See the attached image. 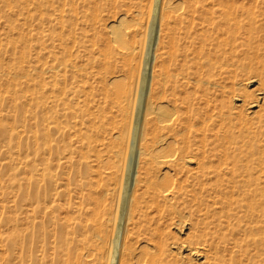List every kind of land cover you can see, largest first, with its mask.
I'll return each mask as SVG.
<instances>
[{
    "label": "rangeland",
    "instance_id": "obj_1",
    "mask_svg": "<svg viewBox=\"0 0 264 264\" xmlns=\"http://www.w3.org/2000/svg\"><path fill=\"white\" fill-rule=\"evenodd\" d=\"M21 1L22 2L28 1V2H23L22 4H20ZM35 1L37 4L35 3ZM47 1L48 0H6V1L0 0V127L1 126L5 127L4 130L0 128L1 130L0 131V162H5L8 164V166L4 168L2 171L0 169V258H1L0 264H33L35 263L34 262L35 260L42 262L45 260L47 261L49 258L53 256H66L69 253H71L67 249V246H69V244L72 242L71 238H74L76 242L74 241L72 243H74L75 246H77V248H75L74 251H72V256H75L77 253L81 252L79 250L78 240H80L82 236L79 233L76 232L69 233L68 235L69 240L67 239L68 241L67 243L69 244L67 246L63 243V240H65L64 238H60L56 243H54L52 235L49 234V231L52 228L51 220L54 216L57 217L59 216L62 222H66L67 221L66 219H68L69 221H67L66 223L71 225L73 221L77 220L75 217L82 219V221L84 219L85 221V219L90 218L94 214L93 212L95 211H100V213L105 212V210L104 211L101 210L102 209L101 207L100 208L97 207V205L94 204L95 202L93 200L94 198H98V196L100 198L103 192L102 194H98V192L96 191L98 194L97 195L96 192L95 193L92 192L93 191L92 189L90 193L91 195L92 194L94 196L96 195V197H94L91 200V198L93 197V195L90 196L89 194V190L91 187L86 186L87 191H85V189H82V193H84L83 194L84 196L82 195L83 199L80 198L82 197L80 196V194H82L81 190H79L78 187L75 185L77 179H79L77 176L78 172L76 170H78L77 169L78 163L82 160L81 158L82 153L80 152V150L85 152L88 145L100 144L103 138L106 139L104 140L105 142H108L107 140L114 139L112 137L115 136L112 135H116V134H117L116 137L117 139L115 138L114 140L116 143L118 142V140L119 142H121L120 140L122 139L123 141L125 140V143L127 142V145L123 144L124 142L120 143L123 145V147L122 145H120L122 147V148L120 147L121 150H123L124 148L123 151L121 150L120 151L121 152L125 151L124 154L122 153V155H124L123 156L124 158L122 159L123 161L121 160L124 163V165L121 161L118 162L119 160L117 159V167L119 164L118 174H120L121 178L123 179L120 178L121 179L120 181L118 178V181L120 182L118 184L119 187L117 188L119 189L120 192H118V195L116 196H118V198L121 196L122 199H124L123 197H125L126 201H131V200L134 201L136 199V205L138 202L142 200L143 201L139 203L140 205L138 204L137 206L136 205L132 206L136 208V210L135 209L132 210L133 212L132 211L129 212V210L132 207L126 209L127 210L126 211L124 209L125 207H123L121 203H119V205L117 204L118 206L113 205L112 207H110V210L106 209L105 213L107 214L105 215V217L107 218L111 217V219L114 218L115 220L116 217H118L119 219L117 218V221L120 222V225L122 224L121 227L123 226L124 228H126L128 225V228L126 229V234L129 236L126 235L125 237L127 238L126 240L123 237L120 236L118 237V234L115 233L117 232L115 231L116 229L114 230L113 233L110 234L109 241L107 240V242H102L101 240L97 241L98 239L94 238L96 237L94 235L95 233L94 228H93L94 231L91 230L92 229L91 228L89 229L90 233L88 230L84 234V235H88V234L92 235V239L94 240L95 244L96 243L98 244L101 241L102 243H100V245L98 244L99 246L102 245L101 247H103L104 245L103 243H106L104 247L106 246L110 247L108 248L110 249L108 250L110 252H112V249L115 248V246L118 243H120L122 240L121 242L122 247L126 246L125 247L126 249L124 248L126 251L128 250V246L130 247V249L128 250L130 251L129 252L130 256L128 255L129 254L128 252H124L127 253V255H125V258L123 256L124 259L122 258L120 261H116L117 258L114 256L115 254L108 252V254L110 253L111 255L108 256L106 255V252H102V254L104 253L103 255L100 252L96 255H89V257L91 258L88 257L89 260H86L87 264L89 262L90 264H95L94 262L91 261L96 260L95 262H97L98 257H100L101 260L103 256L104 259L105 257L106 259L101 263H99L100 261L98 259L99 264H106L107 261L109 262L111 260H112L111 263L113 264H122V263L142 264L144 262L150 263L148 262L149 260L148 261L146 260L149 258V255H151L150 257H152L153 255L156 256L159 253L158 240L160 242L161 239L163 245H165L163 247L168 250L175 249L173 247L174 245L173 242H176L177 244L180 240L182 241V243H178V244H183L185 246L189 244L183 243L184 240H186L185 242H189V243L191 241L189 247H193L194 244L197 245L199 241L203 242L206 240V242H210L213 245L212 244L208 245L205 242L203 243L199 242L198 245L202 244L201 246L206 245V247H210L212 245L211 246L212 248H214V246H218V248L222 252L221 254L224 253V255H226V253L225 251H223V249L226 246L232 247L233 242H235V240L243 245V249H246V246L244 245H246V241L248 240L249 236L251 238L250 233H252V235L254 234L255 236L258 235L255 234V232H248L246 229H244L246 224L247 225L249 224L248 226L250 227L252 225L256 226L260 230L259 234L261 235L262 232H264L262 230L264 228V195L251 196L243 193L242 191L248 188L247 184L244 183L241 184V192H239L238 194H236V192L234 194H231V192L228 191L231 189V185L228 184L226 192L222 194L223 198H220L221 193H219V191L215 190L214 193L213 192L214 190L210 188H208L210 192L208 191V189L205 192H201L200 188L202 187L203 184L202 182H204L203 187L205 188L210 187L209 185L213 183L214 176H216L217 174V172H215L217 171V167L218 170L221 168L220 166H222L223 168V166L226 165L225 163L229 161V159L223 158L219 155V152L217 153L218 148H220V146L224 148L227 145V143L221 142L222 143L221 144L220 141L218 140L214 141L213 137L209 136L207 138L210 144V145L208 144L207 146L208 157L205 158L202 155V152L201 154H199L200 152L199 149L197 150V148L201 149L202 147L200 146H202L203 145L202 143H204L202 140L203 135H201L203 133L202 132L203 130L201 131L200 134V130L202 128L204 129V125L205 126L207 124L211 125L210 122H213L212 126L218 128L220 121L214 120L216 118L212 119L210 115L215 113L216 110H218L219 108H221L219 109V111L220 110L236 111L241 109L240 111H241L242 119L244 121L246 120L248 125H254L255 124L254 122H256L258 119L256 114L251 112V110L256 109V107L251 109L247 108L248 101L244 99L238 100L239 98H235V100L237 99L238 101L232 100L234 99L232 97L238 92H242L243 89L246 92L253 91L256 87V83L254 82V83L243 84L247 80L244 76L245 75L247 76L248 74L245 73L244 70L240 68L241 65H239L237 61L227 60L226 58L230 59V57L238 55V59L241 60L244 59L242 62H244L245 64L246 62L248 63L249 61H250L249 63L254 64V65L252 64L253 66H257L258 63L259 65H262V63L264 64V58L263 60L261 59L259 62L257 60L258 57L256 58L254 53L258 48L262 47L263 45V41L261 38L259 39V41L256 39L262 33L261 31L256 32L257 33L256 38H254V40L252 41L251 43L252 45L250 44V46H244V47L239 45V42H242L246 37L247 30H249L247 29L248 26L247 23L245 22L246 21L245 16L244 15L239 16L240 11H242V8L239 6H243L247 9L252 8L253 11L256 10V12H258L256 19L257 21H259L260 23L262 22L263 24L264 16L261 15V13L259 14V12L262 11L261 9H264L262 8V6H264V4H262L263 3L262 0H260L259 2L257 0L256 1L255 0H165L167 1L166 2L167 5L165 4L164 0H93L95 1L94 2L95 4L93 3L92 0H68L66 3H62V4L56 2L48 4L50 0L48 2ZM230 2L234 7L232 10L229 8L230 11L235 13L238 7L241 8L240 11L238 9L239 12L237 15V21H241V23L243 22L242 29L245 31L243 32V30L241 29L240 34H238L240 38L237 40L238 42L237 48L231 45L230 42L231 40L230 41L228 40L227 38L228 35L226 33V30L223 29L224 28L223 26H220L218 30H212L211 28H209L211 26L210 22L214 24L218 23L220 25H222L225 22L226 15L224 16V13L220 14L221 13L220 11H222L223 9H224L223 12L227 10L228 7L231 6ZM255 2H257L258 4H255ZM25 4L27 7L25 6ZM22 6L24 8H21ZM58 6L59 8L61 7V9L64 10L63 17L59 19L57 18L59 11L56 9V7ZM259 6H261V9L259 8ZM208 9H212V14L215 13L214 17L213 15H211V11ZM217 9H219V11ZM112 15H114V18ZM154 16L156 17L154 18ZM192 17H194L193 20L191 19ZM117 18H121L122 20L121 24L115 26L116 31L119 32V34L116 32L119 44H115L112 42L111 34L109 30L106 28L108 24H110V22L116 20ZM211 18L213 19V21H210L212 20ZM207 21L210 22L208 23ZM168 22H170V24ZM190 22L192 25L194 24L192 26L193 29L190 28L191 27ZM200 23H202L201 24L202 26L200 25ZM207 23L209 26H207ZM195 26L202 28L200 29L197 27L194 28ZM166 27L169 29V33L166 32L168 31ZM118 29L121 31H118ZM220 31L222 34L219 33ZM152 32L153 35L151 34ZM157 32L161 34L160 38ZM187 32L189 33L186 36ZM150 34L152 38L149 37ZM119 35L120 37H118ZM120 40L123 42H121ZM226 41H228L227 44ZM124 42H127L128 44ZM124 46L129 47L128 50ZM131 46L135 48L134 50L135 52L133 51ZM208 46L211 49L210 53L206 52L209 49ZM122 48H124V50ZM120 49L122 50L120 51L121 54L119 53ZM107 50L109 51V54L106 56L103 53L108 52ZM213 51H217V52H213ZM22 52L24 54L23 57L20 56L22 55ZM49 52H51L52 54L51 53L49 54ZM131 52L132 54L133 53L134 54L130 55ZM211 52H213V54ZM215 53L217 54V56L215 55ZM221 60L223 62H221ZM222 63L223 65H225L224 67H227L226 64H228V68L234 67L233 68L234 70L235 68L238 69L239 70L237 71L238 74L237 75L235 74L234 76L233 74L234 72H233L232 74H229V76L227 75L228 76L227 77L225 75H218V72L216 71L213 75L214 77L211 78L212 80H214L215 83H212L211 85L206 83L203 87L202 84H200L201 80L199 81V79H203V81L205 82L204 78L209 75L207 72H209L212 75L213 73H211L210 71H213V67L218 64L220 65ZM126 64L132 65V69H129L128 65L126 66ZM51 65L57 67L56 69L53 70L54 72H56L57 75L55 79L49 77L50 75L49 70L51 68ZM148 67L150 69H148ZM161 67L162 68L170 67L171 70H173V75H174L173 79L169 81L168 78L167 81L165 80L167 79V77L166 78L163 77V75L159 74L158 72V74L161 75L159 76L157 74V70L161 69ZM125 68L128 72L125 71ZM127 68L130 71H132L130 73L131 76L130 74H128L129 70ZM145 69H148L149 73H151V75L156 77L148 83V86H147L148 78H146V80L142 82L143 84H141V81L139 82L137 81L140 80L141 78L143 79V76L141 75H143L146 72ZM135 75H137V77ZM200 75H202L203 78ZM128 76L130 77L134 76L133 78L134 80H136L137 78L136 82L138 83L134 84L133 86L134 91L131 89L130 91L128 90V85H127L128 81L133 80ZM231 77L234 78L237 77L236 79L238 80H235ZM262 77L264 78V75ZM128 78L129 80H127ZM217 78L219 79L220 82L218 81ZM244 79L246 80L244 81ZM170 82L175 83V85L177 86V90H173L172 88L173 84H171ZM116 83H119L118 86L116 85ZM197 83L200 85H197ZM124 84L126 85V87H124ZM78 85L85 86L86 91L88 93L84 94L83 92H78V91L74 92V87ZM115 85L117 88H119V90L116 89ZM60 86L64 87L65 91L69 95L65 96L64 93L62 92L60 93L59 92V89L61 88ZM91 86L93 87L92 90L90 88ZM137 86L139 87L141 86V88ZM222 86L224 90L225 88L227 90L224 91L223 89H221ZM123 87L127 88V90L124 89ZM200 87L201 90L203 91L199 89ZM231 88L232 90L228 91V89ZM233 88H236V90L239 91H236L237 92L236 93L234 89L235 93L231 92L233 91ZM51 89L55 91L50 92L52 91ZM124 90L126 91L124 92ZM141 90H144V92H141ZM131 91L133 92L130 93ZM117 92H119L121 95L124 94L123 97L119 94V96L122 97L121 100L119 96L117 97V95H114ZM205 93L208 94L209 98L205 96ZM125 94H128V98L132 99V102L128 106L125 104L126 102L124 100V97L126 96ZM137 94L139 95V97L137 96ZM144 94H146L145 99H143ZM140 95L142 96L140 97ZM159 96L162 97L164 96L165 98H167L168 103H164V104L159 103L157 100ZM136 97L138 98V100ZM174 97L175 99L176 98L177 99L175 100ZM205 97L208 99H212L213 97L216 99V101L214 103L209 102ZM128 98L126 97L125 99ZM133 98H135V100H133ZM112 99L113 101H115L114 103L112 102ZM139 100L141 101L144 100V101H142L141 103V101L139 102ZM172 100L174 102H177L178 106L177 103L174 104ZM204 100L207 102H205ZM116 101L118 104L119 103L120 104L118 105ZM217 102L219 104L215 106V103ZM123 104L126 105L125 109L124 106L123 108L119 107ZM231 104L233 106L239 104L241 107L237 106V109H232ZM243 104L244 106H242ZM180 105L181 108L178 111ZM211 105L212 107H210ZM223 105L225 106V108L223 107ZM42 106H44L45 109ZM182 107L184 109H182ZM210 108L211 109L214 108V112L212 111L213 110L212 109L211 110L212 113H210ZM174 110L176 111L174 112ZM88 112L89 115L86 114ZM262 112L263 110L261 111V113ZM144 114H147V117H145L146 115ZM208 116L210 117L211 120L209 119ZM93 117L94 119H92ZM72 120H74V122L77 123L79 122L78 124L80 126L79 125L74 126V122ZM142 123L144 124L142 125ZM46 124L50 126V129L52 127H55L54 132L48 131L49 132L48 133L46 129L47 128ZM135 126L136 127L140 126V127H137L136 129ZM78 127L81 129L80 133L77 129ZM57 128H59V131L56 130ZM117 128L119 129L117 130ZM120 131H121V135H120ZM154 132L158 133L159 135H157ZM209 133L210 132H208V135ZM153 134L160 137L162 141L159 140L157 142V140L155 139L156 141L155 142L153 138ZM197 134H199L200 136H198ZM127 137L131 139V140L129 139L130 142L133 141V139L135 141L139 140L140 142L141 141L146 142L150 146L149 149L154 152V155L157 154V153L155 154V151L158 152L159 156L158 154L156 155L155 164L152 165L153 166L152 168L150 167L149 164L146 166L147 164L146 159H148L147 157H149L150 150L143 148L141 151L142 154L140 153L141 156L138 155L137 157L139 156L140 157L137 158L136 160L135 157L136 155L131 151V148H128L129 140ZM249 137L254 140H261L264 139V134L258 135L256 133L255 137H253L252 135H248V136L243 135L242 138L241 137L236 138L240 142L239 143L240 146L246 149H250V152H252L251 156H249L250 158H257L259 157V151L262 150V147L258 148L257 151L255 150V145H253L252 148H250L245 142L249 139ZM159 142H161L160 145H158ZM261 143H264V141H261ZM47 145L48 147H46ZM158 147L160 148V150L158 149ZM195 150H197L198 153L195 152ZM160 151H164V152L160 153ZM162 153L166 155L163 156ZM67 157L70 158L68 159ZM158 157H162V158H160V160L158 161L157 160ZM124 160L127 161L125 162ZM133 160L136 161V164L135 162L132 163ZM193 161L195 162L193 163ZM143 162L145 164H143ZM190 163L193 165L191 166ZM125 164L128 170L124 169ZM127 165H130L134 169V170L132 169L131 171L132 173L131 172L129 173L130 168ZM210 167H216V169L214 168L213 170V168L211 169ZM120 169L121 171H119ZM187 169H189L190 171ZM200 169L201 171L199 173ZM88 170L89 169H87V174L85 175L82 174L83 178L80 179L87 180L89 179L91 174H94L91 169L90 170L92 172ZM191 171L193 172L194 175H196L197 173L199 174V176L201 177V178L198 177L200 181H198V178L195 179ZM206 171L208 172L211 171L210 172L211 174ZM189 172H191V175ZM203 172H206L205 174L208 173L207 176L209 175L211 176H209L208 178L204 174L205 176V180H204V176L202 175ZM122 173L126 175H122ZM13 174H17V178H16L17 181L11 180ZM192 175L194 180H192L193 179ZM85 176L87 178H84ZM125 176L126 178L124 179ZM130 176L131 177L134 176L135 179L133 180V177L131 178ZM186 176L189 178L187 179ZM71 178L74 179L72 180ZM137 179L139 184L136 183ZM182 181L184 182L182 183ZM190 181L193 183H191ZM205 181L207 182L206 183L207 185L205 184ZM189 184H190V188H187L189 187ZM194 184L198 185L200 191L199 193H202V196L205 197V200L200 202V204H199V200L201 198L204 199V197H200L199 193H198L199 195L196 196L197 201L196 198L194 199L193 196H191L192 199L190 198V195H192V193L189 190L193 187L196 188ZM129 185H131V187H136L137 189L135 188L129 189L130 188L128 187ZM185 185L188 186L184 189ZM110 186L111 189L113 190V188L116 185L111 184L109 185V188ZM53 188H55V190H53ZM161 188L163 191L165 189L164 192H168L165 193L167 194L166 196L162 190L160 191ZM180 188L181 189L183 188L184 192L186 190L185 194ZM198 188H196L197 192H198ZM174 189H175V194H174ZM180 190L182 194L181 192H178L177 194L178 196L184 194L183 196L185 197L183 198H185L184 199L185 201L183 200L182 196L179 197L177 196L178 199L177 197H174V195H177L176 192ZM55 191L59 193L54 195ZM83 191L86 192V195L85 192ZM159 191L162 193H158ZM16 192L18 197L17 199L18 210L16 209L17 212L16 211L15 212L17 214L14 213L15 209L14 207H12L14 205L13 200ZM206 192L207 194L210 193L211 195L210 194L207 195ZM51 193H53L52 197L50 195ZM106 193L107 191H105L104 194ZM159 194H163V195H159ZM32 195H35L36 198L31 199ZM218 195L219 197H217ZM167 196L168 197L172 196L171 198L172 200H170V197L166 198L167 200L164 199ZM211 196H215V197L211 198ZM214 198L216 199V201ZM107 199H106L107 202L105 201V203L110 204L111 203L110 196L107 197ZM187 199L188 201H186ZM224 199L226 200L232 199L234 204H232L231 206H224L223 204H218V203H222V200ZM32 200L33 201L38 200L39 209H37V211L36 210L34 211L36 203H32L33 202ZM83 200L85 204H87L86 201H88L89 206L83 204L84 209H81L82 208L81 202ZM180 200L183 202H181ZM189 200H193V201H189ZM178 201L181 202L179 205H178L179 203ZM185 202L189 204H186ZM194 202L197 205V206L195 205L196 207L194 206L195 204ZM205 202L206 204L208 203L209 208L205 206ZM53 203L59 206L54 211L52 210V208H50ZM183 203H185V209H187L188 207L187 209L188 211L191 210L190 208L193 205V207H195L194 209L192 208L191 210L193 212L192 213H190L191 211L187 212L184 209V206L182 207V205H184ZM244 203L251 204V206L254 207V209L256 210L253 211L248 210V208L242 206V204L244 205ZM212 204H215V207L216 206L217 207L215 208L214 205ZM220 205L224 207L222 208V206ZM114 206L117 207L118 209L120 208L119 212L120 211L123 212L124 210L123 213L125 214V216L122 212H120L123 214L124 218H122L123 216L120 213H118V209L115 208L114 210ZM140 206H142L143 209ZM199 206H201V208L198 209ZM92 207L98 210L88 209ZM205 208L207 209V212L208 209H214V210H210L209 211L210 213L208 212L209 214L208 215L207 212L204 213ZM111 209L112 211L114 210L113 212H115V214L113 212L110 213ZM195 209L196 210L198 209V211L196 212ZM200 209L202 210L204 209V210L202 211ZM80 210H82V212L85 210L84 212L87 213V215L90 212L93 214L90 213V215L87 216L83 212L82 216L84 215L87 218H84L82 216L80 218V212H79ZM143 210L146 211L145 213L146 215L144 216H142L143 212L141 213L138 212ZM131 212L133 216L135 215L137 216V217L135 216V219L131 215ZM202 212L203 214H201ZM15 214L17 215L16 234H18L17 235L18 242L14 247V249L8 250L5 244L7 239H11L13 237L14 224H15L13 221L14 219L13 217L15 216ZM113 214L114 216L112 217ZM137 214H140L142 219L146 217L144 220L148 221L149 223L142 220L139 217L140 215ZM200 214L201 216H198ZM147 215L148 216L150 215L149 218ZM126 216L128 217L127 220H126L127 218ZM202 216L205 217L203 218ZM120 217L123 220H121ZM153 217L154 219H152ZM175 217L176 219L174 221ZM11 218L13 222L11 221ZM170 218L173 219V223L172 221L170 222L171 220ZM198 218L199 221L197 222ZM227 219L228 221H230L229 223H227L228 222ZM141 220L142 223L144 222L143 223L144 225L140 223ZM135 221H137V223ZM176 221L177 224H179L178 222L180 221L181 222L184 221V223L180 222L179 224L180 228H183L182 226L183 224L184 229L178 228L179 226L176 223L174 225V222ZM130 222H133V224ZM169 222L172 223L173 225L171 226V224H168ZM204 222H206V224H204ZM33 224L35 225L34 228L32 227ZM135 224H140L141 226L140 225L135 226ZM216 224L217 227H215ZM133 225L137 228H134ZM206 225H208L209 227L207 228ZM108 226L109 229L110 227L113 228V225L111 223L108 224ZM219 226L224 228L223 229L218 228ZM203 227L204 229L205 228L206 229L205 230L202 229ZM213 227H215L217 231ZM133 229H134V233L131 236L130 234L132 232L130 231L131 230L133 231ZM149 229L151 231L154 229H156L157 231L159 230V232L157 233L160 234L165 233L166 237H168L166 239L167 240L169 239L168 242L172 244H167L166 243L167 240H165L164 236L157 240L156 237L158 235L154 236L153 234V232H155L156 230L151 232ZM176 229L177 230L179 229L178 230L179 232ZM127 231L130 233H128ZM208 231H211L212 233L210 232V234L207 237ZM181 232H182V236L184 234V236L189 240L180 238L178 241L177 239L178 237H181L180 234ZM199 232H202L201 233L202 235ZM151 233L153 234V236ZM115 234L116 236L114 237L113 235ZM135 234L136 235L138 234V236H136ZM140 235L142 236V239L145 237L144 238L145 240L138 239L139 237L141 238ZM198 235H200L201 237ZM261 235H258V237L264 238V235L263 236ZM130 236L132 237V239L129 240V238H131ZM184 236L182 238H185ZM196 236L200 237L201 240L199 239L197 240L198 241L197 242ZM159 237L160 236H158V238ZM174 237H175V241L172 242L171 239L173 238L174 240ZM208 238L212 239V242ZM117 240L119 242L117 244H114V242ZM142 241L143 243H141L140 246L139 245L140 243L138 242H142ZM153 241H157L158 244L157 243L156 244L158 247L155 246L156 244ZM124 243L127 244L129 243L134 247L137 246V248H139L140 250L134 248L133 252L137 251L136 252L137 254L136 253L134 254L131 250V248L133 247H131L129 244L127 245ZM150 243L153 244V248ZM171 245L172 247L171 249H169ZM212 248H210L211 250L210 252L214 251L212 250ZM233 250L235 249L233 248ZM236 253L238 254L237 256H234L235 258L240 257L243 259V257L239 256L240 254L239 252ZM133 254L136 257H134ZM231 255L233 256L234 253H231ZM131 256L133 259L130 258ZM224 257L227 260L229 258L228 255ZM126 258H128V260H126ZM244 262L245 261H242V264H246ZM231 263L238 264L239 261L233 260Z\"/></svg>",
    "mask_w": 264,
    "mask_h": 264
},
{
    "label": "bare ground",
    "instance_id": "obj_2",
    "mask_svg": "<svg viewBox=\"0 0 264 264\" xmlns=\"http://www.w3.org/2000/svg\"><path fill=\"white\" fill-rule=\"evenodd\" d=\"M6 1V0H5ZM49 1V0H48ZM47 1V2H48ZM68 0H50L49 2H48V4L49 3H66ZM93 1V0H92ZM165 1V0H164ZM256 1V0H255ZM258 2L260 1V0H257ZM23 2H28V1H23ZM22 1H21V3L20 4H22L23 3ZM95 1H93V3H94ZM167 1H165V4L167 5V3H166ZM262 4H264V0H262ZM9 3V2H8ZM35 3H36V1H35ZM69 3V2H68ZM227 3V2H226ZM229 3V2H228ZM231 3V2H230ZM37 4V3H36ZM95 4V3H94ZM234 4V3H233ZM255 4H258L257 2H255ZM41 5V4H40ZM42 5H43V3H42ZM237 5V4H236ZM20 6V5H19ZM23 6H24V4H23ZM21 7V8H24V7ZM25 6H26V4H25ZM72 6V5H71ZM70 6V7H71ZM75 6V5H74ZM181 6V5H180ZM231 6H232V3H231ZM231 6L230 7H228V9L227 10H225L224 12H223V10L222 11H220L221 13L220 14H222V13H224V16L226 17L225 18V22L222 24V25H220V24H214V23H211L210 21H213V17H214V14H212V9H208V10H210L211 11V15H213V17L211 18L212 20H210L209 22H210V27L209 28H211L212 30H218L219 28H220V26H223L224 28L223 29H225L226 30V33H227V35H228V40L231 42V45H233L235 48H237L238 47V42H237V40L240 38L239 37V35L238 34H240V31H241V29H242V23H241V21H237V15H238V12L240 11V9L242 8V11H240V13H239V16L240 15H244L245 16V19H246V23H247V26H248V28L247 29H249V30H247V32H246V37L244 38V40L242 41V42H239V45L240 46H250V44L252 43V41L254 40V38H256V32H258V31H261L262 33L260 34V36L259 37H257L256 39L259 41V39L261 38L262 39V41H263V45H262V47H260V48H258L254 53H255V57L257 58V60L260 62V60L262 59L263 60V58H264V23L262 24V22L260 23L259 21H257V15H258V12H256V10H254L253 11V9L251 10V9H247V8H245V7H243V6H239V7H241V8H237V10L235 11V13L234 12H232V11H230L229 10V8L232 10L234 7L232 6V8H231ZM238 6V5H237ZM236 6V7H237ZM27 7V6H26ZM43 7V6H42ZM64 7V6H63ZM73 7V6H72ZM235 7V8H236ZM202 8V7H201ZM205 8V7H204ZM258 8V7H257ZM259 8L261 9V6H259ZM262 8H264V6H262ZM56 9L59 11V13H58V16H57V18L59 19V18H62L63 17V15H64V13H63V11L64 10H62L61 9V7L59 8V6L58 7H56ZM238 9H239V11H238ZM96 10V9H95ZM207 10V11H208ZM218 11H219V9H217ZM229 10V11H228ZM235 10V9H234ZM233 10V11H234ZM262 11H260L259 12V14L261 13V15H263L264 16V9H261ZM30 11V10H29ZM54 11H56V10H54ZM226 11H227V13H226ZM21 12H22V10H21ZM27 12V11H26ZM196 12H197V10H196ZM209 12V11H208ZM215 12V11H214ZM217 13V12H216ZM126 14V13H125ZM155 14V13H154ZM153 14V15H154ZM96 15V14H95ZM117 15V14H116ZM152 15V16H153ZM113 16V18H114V15H112ZM243 16V17H244ZM156 16H154V18H155ZM222 17V16H221ZM176 18H178V17H176ZM193 18L194 17H192L191 19L193 20ZM196 18V17H195ZM54 19V18H53ZM76 19V18H75ZM151 19V18H150ZM222 19V18H221ZM261 19V18H260ZM259 19V20H260ZM48 20V19H47ZM56 20V19H55ZM152 20V19H151ZM150 20V21H151ZM183 20V19H182ZM186 20V19H185ZM187 20H188V18H187ZM191 20V21H192ZM121 18H117L116 20H113L112 22H110V24H108V26L106 27L108 30H109V32H110V34H111V40H112V42L113 43H115V44H119L118 43V39H117V34H116V29H115V26L116 25H119V24H121ZM179 21H181V20H179ZM189 21H190V19H189ZM152 22V21H151ZM184 22V21H183ZM208 22V21H207ZM208 22V23H209ZM169 24H170V22H168ZM193 23H194V21H193ZM208 23H207V26H209L208 25ZM202 23H200V25H201ZM166 25V24H165ZM190 25H191V27L190 28H192V26L194 25H192L191 24V22H190ZM197 25V24H196ZM205 25V24H204ZM202 26V25H201ZM197 26H195L194 28H196ZM243 27H245V26H243ZM61 28V27H60ZM167 28V27H166ZM197 28H202V27H197ZM162 29V28H161ZM168 29V28H167ZM193 29V28H192ZM210 29V30H211ZM152 30V29H151ZM196 30V29H195ZM202 30V29H201ZM243 30V29H242ZM118 31H121V30H119L118 29ZM123 31V30H122ZM153 31V30H152ZM190 31H191V29H190ZM189 31V32H190ZM149 32H151V31H149ZM167 33H169V29H168V31H166ZM165 32V33H166ZM189 32H187V34H186V36L188 35V33ZM201 32V31H200ZM208 32V31H207ZM243 32H245L244 30H243ZM243 32H241V33H243ZM118 34H119V32H117ZM171 33V32H170ZM173 33V32H172ZM186 33V32H185ZM219 33H221V31L219 32ZM225 33V34H226ZM152 35H153V32L151 33ZM151 34H150V36L149 37H151ZM157 34H159L158 36H159V38H160V36H161V34L159 33V32H157ZM174 34V33H173ZM222 34V33H221ZM220 34V35H221ZM168 35V34H167ZM171 35V34H170ZM215 35H217V34H215ZM156 36V35H155ZM157 36V37H158ZM222 36V35H221ZM241 36V35H240ZM242 36H244V35H242ZM59 37V36H58ZM118 37H120V35L118 36ZM60 38V37H59ZM152 38V37H151ZM150 38V39H151ZM155 39V38H154ZM121 40H123V39H121ZM120 40V41H121ZM156 40V39H155ZM216 40V39H215ZM225 40V39H224ZM206 41H208V40H206ZM108 42V41H107ZM121 42H123V41H121ZM70 43V42H69ZM124 43H126V44H128L127 42H124ZM218 43V42H217ZM228 43V41H226V44ZM109 44V43H108ZM114 44V45H115ZM107 45V44H106ZM125 45V44H124ZM218 45V44H217ZM252 45V44H251ZM116 46V45H115ZM255 46V45H254ZM124 47H126L127 48V50H128V48L129 47H127V46H124ZM132 47V46H131ZM209 47V46H208ZM230 47H232V46H230ZM233 47V48H234ZM243 47H241V48H243ZM240 48V49H241ZM246 48V47H245ZM123 50H124V48H122ZM132 49H133V51L135 50V48L134 47H132ZM208 49V48H207ZM248 49H250V48H248ZM102 50V49H101ZM126 50V51H127ZM130 50V49H129ZM49 51V50H48ZM108 51V50H107ZM114 51V50H113ZM120 51H122L121 49L119 50V53L121 54V52ZM131 51V50H130ZM129 51V52H130ZM132 51V52H133ZM210 51H211V49H210V47H209V49H208V51H206V52H209L210 53ZM247 51H250V50H247ZM100 52V51H99ZM132 52L130 53V55L132 54ZM135 52V51H134ZM213 52H217V51H213ZM213 52H211L212 54H213ZM51 52H49V54H50ZM225 53V52H224ZM21 54V53H20ZM52 54V53H51ZM69 54V53H68ZM104 55H108L109 54V51L108 52H104L103 53ZM134 54V53H133ZM132 54V55H133ZM160 54V53H159ZM240 54V53H239ZM248 54V53H247ZM246 54V55H247ZM215 55L217 56V54L215 53ZM214 55V56H215ZM221 55V54H220ZM220 55H218V56H220ZM224 55V54H223ZM21 57H23L24 56V54H23V52H22V55H20ZM105 56V57H106ZM123 57H125V56H123ZM153 57V56H152ZM227 57V56H226ZM222 58H224V57H222ZM253 58H254V56H253ZM124 59V58H123ZM122 59V60H123ZM227 60H231V61H237V63H239V65H241L240 66V68L241 69H243L244 70V72L245 73H247L248 75V77L245 75L244 77L247 79H244V81H245V83H243V84H247V83H256V87H255V89L253 90V91H251V92H246L244 89H243V91L242 92H236V91H239V90H236V88H233V91H231V92H234V89H235V92L238 94H235L234 95V93H233V97L232 98H234V99H232V100H234V101H236L235 100V98H239L238 100H240V99H244V100H246V101H248V106H247V108L248 109H251V108H254V107H256V109H252L251 110V112L252 113H255L256 114V116H257V121L256 122H254L255 124L254 125H248V123H247V121L245 120H243L242 119V115H241V109L240 110H236V111H219V109H221V108H219L218 110H216V112L215 113H213L212 115H210L211 117H212V119L213 118H216V119H214V120H216V121H220L219 122V126H218V128H215L214 126H212L213 124V122H210L211 123V125L210 124H207L206 126L204 125V129L202 128L201 130H200V134H201V131L203 132L201 135H203L202 136V140H203V142L204 143H202V144H200V145H202V146H200V147H202L201 149L200 148H197V150L199 149V154H201V152H202V155L206 158V157H208V144H209V141H208V137L210 136V137H213L214 138V141L215 140H218V141H220V143L221 142H226L227 143V145L223 148L222 146H220V148H218V150H217V153L219 152V155L221 156V157H223V158H228L229 159V161H227L225 164L226 165H224L223 166V168H222V166H220L219 168V170H218V167H217V171H215V172H217V174H216V176H214V180H213V183L212 184H210L209 186L210 187H207L206 185V181H205V186L207 187V188H205V187H203V184H204V182H202L203 184H202V187L201 186H199V187H201L200 189V191L201 192H205L208 188H210V189H212V190H214L213 192L215 193V190L216 191H219V193H221V196H220V198H223V196H222V194H224V192H226V190H227V187H228V184H230L231 185V189L230 190H228V191H230L231 192V194H234L235 192H236V194H238L239 192H241V184L242 183H244V184H247V186H248V188H246L245 190H243L242 192L243 193H245V194H248V195H251V196H257V195H264V143H261V141H264V139H261V140H254V139H251L250 137H249V139L247 140V141H245L246 142V144L250 147V148H252V146L253 145H255V150L257 151L258 150V148H260V147H262V150H260L259 151V157H257V158H250L249 156H251V154H252V152H250V149H246V148H243L242 146H240L239 145V141L236 139L237 137L239 138V137H241L242 138V136L243 135H245V136H248V135H252L253 137H255V135H256V133L258 134V135H262V134H264V78L262 77L263 75H264V64L262 63V65H259V63H258V65L257 66H253L251 63H247L246 61V64L244 63V62H242L243 60H241V59H238V55H235V56H232V57H230V59H228V58H226ZM22 60V59H21ZM226 60V61H227ZM257 60H256V62H257ZM104 62V61H103ZM221 62H223L222 60H221ZM230 62V61H229ZM103 64V63H102ZM53 65V64H52ZM51 65V68H50V70H49V72H50V75H49V77H52L53 79H55L56 77H57V75H56V72H54L53 70L54 69H56L57 67H55V66H52ZM128 65V67H129V69H132V65H129V64H126V66ZM227 65V67H224L225 65H223V63L222 64H218V65H216V66H214L213 67V71H210L211 73H213L212 75L209 73V72H207L209 75L208 76H206L205 78H204V80H205V82L203 81V79H199V81L201 80V82H200V84H202V86L204 87V85L207 83V84H212V83H215L214 82V80H212L211 78H213L214 76V73L217 71L218 72V75H225V76H229V74H232L233 72V74H234V76H235V74L237 75L238 74V72L237 71H239L238 69H236L235 68V70L233 69V68H228V64H226ZM49 66V65H48ZM75 66V65H74ZM146 66V65H145ZM150 67V66H149ZM148 67V69H150ZM237 67V66H236ZM123 68V67H122ZM146 68V67H145ZM238 68V67H237ZM128 69V68H127ZM128 69V70H129ZM148 69H145V71L147 72L148 71ZM152 69V68H151ZM216 69V70H215ZM62 70V69H61ZM209 70V69H208ZM215 70V71H214ZM111 71H112V69H111ZM125 71H127L126 70V68H125ZM138 71V70H137ZM142 71V70H141ZM143 71H144V69H143ZM128 72V71H127ZM132 71H130L129 70V73L128 74H130ZM145 72V73H146ZM153 72H156V71H153ZM158 72H159V74H161V75H163V77H167V79H165V80H167L168 81V78H169V81L171 80V79H173V77H174V75H173V70H171V68L170 67H168V68H166V67H161V69H158L157 70V74H158ZM206 72V71H205ZM204 72V73H205ZM126 73V72H125ZM144 73V74H145ZM148 73V74H147ZM145 75L143 74V75H141V76H143V79L141 80H137V78H136V80L139 82V81H141V84H143L142 82H144L145 80H146V78H148V80H147V86H148V83L150 82V81H152L154 78H156V77H154L153 75H151V73H149V71L147 72ZM244 73V74H245ZM23 74V73H22ZM110 74V73H109ZM138 74V73H137ZM155 74V73H154ZM158 74V75H159ZM201 74H203V73H201ZM263 74V75H262ZM127 75V74H126ZM133 75V74H132ZM139 75V74H138ZM156 75V74H155ZM161 75H159V76H161ZM205 75V74H204ZM242 75V74H241ZM130 76H131V74H130ZM130 76H128V77H130ZM136 77H137V75H135ZM200 76H202V75H200ZM227 76V77H228ZM254 76H255V78H254ZM217 77H220V76H217ZM224 77V76H223ZM114 78V77H113ZM130 78H134V76L133 77H130ZM157 78H158V76H157ZM202 78H203V76H202ZM231 78H233V79H235V80H238V79H236V78H234V77H231ZM111 79H112V77H111ZM139 79V78H138ZM218 79V78H217ZM216 79V80H217ZM221 79V78H220ZM228 79V78H227ZM240 79V78H239ZM242 79V78H241ZM127 80H129V78L127 79ZM136 80H129L128 81V90L130 91V89L131 90H133V86H134V84H136V83H138V82H136ZM243 80V79H242ZM54 81V80H53ZM155 81V80H154ZM153 81V82H154ZM218 81H219V79H218ZM217 81V82H218ZM241 81V80H240ZM113 82V81H112ZM220 82V81H219ZM27 83V82H26ZM62 83H63V81H62ZM127 83V82H126ZM125 83V84H126ZM171 84H173L172 85V88H173V90H177V86L175 85V83H173V82H170ZM170 83H169V85H170ZM112 84V83H111ZM118 84L119 83H116V85L118 86ZM122 84V83H121ZM124 84V87H126V85ZM151 84V83H150ZM200 84H198L197 83V85H200ZM63 85V84H62ZM116 85H115V87H116ZM123 85V84H122ZM139 85V84H138ZM168 85V84H167ZM218 85V84H217ZM151 86V85H150ZM61 87V86H60ZM121 87V86H120ZM123 87V88H124ZM137 87H139V86H137ZM144 87V86H143ZM169 87V86H168ZM167 87V88H168ZM198 87V86H197ZM91 88V90L93 89V87L91 86L90 87ZM104 88V87H103ZM123 88H121V89H123ZM135 88V87H134ZM139 88H141V86L139 87ZM139 88H137V89H139ZM116 89H118L119 90V88H117L116 87ZM120 89V90H121ZM124 89H126L127 90V88H124ZM143 89V88H142ZM147 89V88H146ZM169 89V88H168ZM200 90H201V87L199 88ZM204 89V88H203ZM221 89H223L224 90V88H223V86H222V88ZM52 90V89H51ZM67 90V89H66ZM117 90V91H118ZM126 90H124V92L126 91ZM225 90H227L226 88H225ZM224 90V91H225ZM229 90H232V88L231 89H228V91ZM55 90H52V91H50V92H54ZM76 91H78V92H83L84 94H86V93H88L87 91H86V87L85 86H83V85H78V86H75L74 87V92H76ZM116 91V90H115ZM134 91V90H133ZM133 91H131L130 93H132ZM138 91V90H137ZM197 91H199V90H197ZM201 91H203V90H201ZM219 91H220V89H219ZM222 91V90H221ZM227 91V92H228ZM59 92L61 93H64L65 94V96H67V95H69L66 91H65V88L64 87H61L60 89H59ZM122 92V91H121ZM123 92V93H124ZM141 92H144V90H141ZM223 92V91H222ZM222 92H220V93H222ZM127 93V92H126ZM206 93H207V91H206ZM205 93V96H207L208 97V94H206ZM111 94V93H110ZM119 92H117L116 94H114V95H117V97L119 96ZM228 94V93H227ZM231 94V93H230ZM121 95V94H120ZM123 95L124 94H122L121 96L123 97ZM126 96L124 97V100L126 101L125 102V104L128 106L131 102H132V99H129L128 98V94H125ZM130 95H132V94H130ZM145 95V96H144ZM143 95V99H145V97H146V94H144ZM253 95H256V96H253ZM75 96V95H74ZM137 96L139 97V95L137 94ZM142 95H140V97H141ZM172 96V95H171ZM116 97V96H115ZM114 97V98H115ZM120 97V96H119ZM122 97H120V100H121V98ZM128 98V99H125V98ZM110 98H111V96H110ZM131 98H132V96H131ZM137 98V97H136ZM206 98V97H205ZM209 98V97H208ZM208 98H206L207 99V101H209V102H215L216 101V99L215 98H213L212 97V99H208ZM229 98H231V97H229ZM77 99H78V97H77ZM77 99H75V100H77ZM85 99V98H84ZM174 99H175V97H174ZM177 99V98H176ZM175 99V100H176ZM88 100V99H87ZM133 100H135V98H133ZM137 100H138V98H137ZM136 100V101H137ZM157 100H158V102L159 103H162V104H164V103H168V101H167V98H165L164 96L162 97V96H159L158 98H157ZM237 100V101H238ZM141 100H139V102H140ZM142 101H144V100H142ZM142 101H141V103H142ZM167 101V102H166ZM171 101V100H170ZM173 101V100H172ZM205 101V100H204ZM207 101H205V102H207ZM112 102L114 103L115 101H113V99H112ZM122 102V101H121ZM124 102V101H123ZM145 102H147V101H145ZM174 102V101H173ZM229 102V101H228ZM231 102V101H230ZM240 102V101H239ZM116 103H117V101H116ZM136 103H138V102H136ZM144 103V102H143ZM175 103H177V102H174V104ZM118 104V103H117ZM120 104V103H119ZM118 104V105H119ZM125 104H123V105H121V106H119V107H121V108H123V106H124V109H125V107H126V105ZM140 104V103H139ZM146 104V103H145ZM171 104H173V103H171ZM180 104V103H179ZM217 104H219L218 102L217 103H215V106L217 105ZM65 105H67V104H65ZM86 105H88V104H86ZM115 105V104H114ZM117 105V106H118ZM148 105H149V103H148ZM159 105V104H158ZM209 105H210V103H209ZM213 105V104H212ZM212 105L210 106V107H212ZM221 105V104H220ZM229 105V104H228ZM232 105V104H231ZM231 105H230V107H231ZM246 105V104H245ZM116 106V107H117ZM161 106H163V105H161ZM172 106V105H171ZM177 106H178V103H177ZM237 106H240L239 104L238 105H236V106H233L232 105V109H237ZM242 106H244V104L242 105ZM43 108H44V106H42ZM87 107V106H86ZM140 107H141V105H140ZM143 107H144V105H143ZM175 107V106H174ZM223 107L225 108V106L223 105ZM222 107V108H223ZM241 107V106H240ZM121 108H120V110H121ZM178 108V107H177ZM181 108V105L179 106V108H178V111H179V109ZM215 108V107H214ZM214 108H210V113H212L211 112V110L214 112ZM217 108V107H216ZM228 108V107H227ZM45 109V108H44ZM43 109V110H44ZM174 109V108H173ZM182 109H184L183 107H182ZM230 109V108H229ZM239 109V108H238ZM89 110V109H88ZM263 110V112L261 113V111ZM42 111V110H41ZM176 110H174V112H175ZM217 111H219V112H217ZM75 114V113H74ZM86 114H88L89 115V112L88 113H86ZM255 114H254V117H255ZM93 115H94V113H93ZM144 115H146L145 117H147V114H144ZM208 115H209V113H208ZM90 116H91V114H90ZM137 116V115H136ZM138 117V116H137ZM209 117V116H208ZM251 117V116H250ZM218 118V119H217ZM92 119H94V117L92 118ZM146 119V118H145ZM209 119H210V117H209ZM251 119V118H250ZM135 120V119H134ZM211 120V119H210ZM228 120V121H227ZM73 122H74V120H72ZM89 121V120H88ZM216 121H215V124H216ZM234 121V122H233ZM136 122V121H135ZM138 122H139V120H138ZM229 122V123H228ZM252 122V121H251ZM79 123V122H78ZM77 122H74V126H77V125H79ZM220 123H221V125H220ZM226 123H228V124H226ZM144 123H142V125H143ZM90 125V124H89ZM98 125V124H97ZM102 125V124H101ZM45 126V125H44ZM80 126V125H79ZM215 126H217V125H215ZM46 129H47V132L49 131V132H54V130H55V127H52L51 129H50V126L48 125V124H46ZM89 127V126H88ZM137 127H140V126H137ZM137 127L135 126V128L137 129ZM1 129H5V127H3V126H1L0 127ZM159 128V127H158ZM78 129V131H79V133H80V131H81V129L78 127L77 128ZM119 128H117V130H118ZM131 129V128H130ZM56 130H58L59 131V128H57ZM122 130V129H121ZM157 130V129H156ZM1 131V130H0ZM130 131V130H129ZM158 131V130H157ZM156 131V132H157ZM21 132H23V131H21ZM48 132V133H49ZM156 132H154V133H156ZM160 132V131H159ZM191 132V131H190ZM208 132H210L209 133V135H208ZM73 133H74V131H73ZM118 133V132H117ZM153 133V132H152ZM151 133V134H152ZM150 134V135H151ZM157 135H159L158 133H156ZM120 135H121V131H120ZM157 135H155V134H153V138H154V141H155V139L157 140V142L160 140V141H162L161 139H160V137H158ZM198 136H200L199 134H197ZM80 136V135H79ZM112 136H115V137H112V138H114V139H108L107 141L108 142H105L104 140H106V139H104L103 138V140H101V143L100 144H95V145H88L87 146V148H86V151L84 152V151H82V150H80V152L82 153H80L82 156H81V158H82V160L78 163V170H76L77 172H78V178L79 179H77V181H76V186L78 187V189L79 190H81V193H82V189H85V191H87L86 190V186H89V187H91L90 188V190H89V194H90V196H92L91 195V193H90V191L93 189V193H95L96 191L98 192V194H102V192H103V194L102 195H105V196H102L101 195V197L99 198V196H98V198H94V197H96V195L94 196L93 195V197L91 198V200L93 199L94 200V204L95 205H97V207H101L102 209L101 210H105V212H106V209H109L110 210V207H112L113 205H115V206H118L119 205V203H121L122 205H123V207H125L124 209L126 210V209H129V208H131L132 206H135L136 205V199L134 200V201H126V198L125 197H123L124 199H122V197L120 196L119 198H118V196H116V195H118V192H120L119 191V189L117 188V187H119V182L121 181V179H123V178H121V176H120V174H118V167H119V164H118V167H117V159L119 160L118 162H120L124 157V155H122V153L124 154V152H121V151H123L124 150V148H123V150H121V148L123 147V145L122 144H120L121 142H124L123 144H126L127 145V142L125 143V140L123 141V139L122 140H120L121 142H119V140H118V142L116 143L114 140H115V138L117 137V134L116 135H112ZM100 137H101V135H100ZM111 137V136H110ZM109 137V138H110ZM128 138V137H127ZM163 138V137H162ZM201 138V137H200ZM35 139V138H34ZM101 139V138H100ZM117 139V138H116ZM130 138H128V140H129ZM128 140H126V141H128ZM131 140V139H130ZM130 140L128 141V145L130 146H128V148H131V151L136 155L135 157H136V160H137V158H139L141 155H140V153H141V151H142V149L143 148H145V149H149L150 148V146L146 143V142H140L139 140L137 141H135L134 139H133V141H131L130 142ZM201 140V139H200ZM103 141V142H102ZM154 141H152V142H154ZM156 142V141H155ZM213 142V141H212ZM211 142V143H212ZM245 142H244V145H245ZM160 143L161 142H159V144L158 145H160ZM49 144V143H48ZM147 144V145H146ZM151 144V143H150ZM222 144V143H221ZM120 145H122V147L120 146ZM210 145V144H209ZM50 146V145H49ZM149 146V147H148ZM154 146V145H153ZM46 147H48V145L46 146ZM121 147V148H120ZM127 148V147H126ZM156 148V147H155ZM164 148H166V147H164ZM164 148H163V150H164ZM50 149V148H49ZM49 149H48V151H49ZM79 149V148H78ZM158 149L160 150V148L158 147ZM162 149V148H161ZM215 149H217V148H215ZM121 150V151H120ZM150 150V149H149ZM154 150V149H153ZM158 150V151H159ZM165 150H167V149H165ZM197 150H195V152H197ZM252 150V149H251ZM53 151V150H52ZM151 151L152 150H150V152H149V157H147L148 159H146V166L149 164L150 165V167L152 168L153 166L152 165H154L155 164V158H156V155L158 154V152L157 151H155V154L156 155H154V152L152 151V153H151ZM132 152H131V154H132ZM147 152V151H146ZM161 152H164V151H160V153ZM198 153V152H197ZM142 154V153H141ZM145 154V153H144ZM147 154V153H146ZM166 154H167V152H166ZM165 154V155H166ZM53 155V154H52ZM138 155H140L139 157H137ZM162 155L163 156H165L163 153H162ZM50 156H51V154H50ZM158 156H159V154H158ZM162 156V157H163ZM216 156H218V155H216ZM219 156V157H220ZM54 157H55V155H54ZM131 157V156H130ZM143 157H145V156H143ZM162 157H158L157 158V160L159 161L160 160V158H162ZM7 158V157H6ZM68 158V157H67ZM70 158V157H69ZM68 158V159H69ZM5 159V158H4ZM113 159H115V160H113ZM126 159V158H125ZM133 159H134V157H133ZM15 160V159H14ZM71 160V159H70ZM128 160V159H127ZM126 160V161H127ZM131 160H132V158H131ZM123 161V160H122ZM121 161V162H122ZM125 161V160H124ZM125 161V162H126ZM73 162V161H72ZM133 162H135V164H136V161L135 160H133L132 161V163ZM145 162V161H144ZM143 162V164H145ZM195 161H193V163H194ZM123 163V162H122ZM131 163V162H130ZM131 163V164H132ZM202 163H203V161H202ZM206 163V162H205ZM204 163V164H205ZM129 164V163H128ZM196 164V163H195ZM198 164H200V163H198ZM197 164V165H198ZM207 164V163H206ZM123 165H124V163H123ZM122 165V166H123ZM133 165V164H132ZM188 165H189V163H188ZM190 165L192 166L193 164H191L190 163ZM208 165V164H207ZM222 165H223V163H222ZM8 166V164L7 163H5V162H0V169H1V171L4 169V168H6ZM12 166H13V164H12ZM127 166H129V168H130V170H129V173L132 171V167L130 166V165H127ZM135 166V165H134ZM217 166V165H216ZM206 167H209V166H206ZM225 167V168H224ZM122 168H124V167H122ZM121 168V169H122ZM135 168V167H134ZM211 169L213 168V170H214V168L216 169V167H210ZM87 169H89L88 171H90V172H92L93 171V173L94 174H91V176L89 177V179H87V180H82V179H80V178H83L82 176V174H87ZM92 171H91V170ZM121 169L119 170V171H121ZM124 169H126V170H128L127 169V167H126V164H125V168ZM201 169H202V167H201ZM201 169L199 170V173H200V171H201ZM134 170V169H133ZM187 170H189V169H187ZM192 170V169H191ZM124 171V170H123ZM190 171V170H189ZM198 171V170H197ZM204 171H205V168H204ZM187 172V171H186ZM192 172V171H191ZM191 172H189L190 173V175H191ZM206 172H208V171H206ZM206 172H203V176H204V174L206 173ZM211 171H209L208 173H210ZM39 173V172H38ZM59 173V172H58ZM114 173V174H113ZM132 173V172H131ZM134 173V172H133ZM188 173V172H187ZM195 173H197V172H195ZM207 173V174H208ZM77 174V173H76ZM192 174H193V172H192ZM207 174H205V176L206 177H208L209 178V176H211V175H209V176H207ZM211 174V173H210ZM214 174V175H215ZM122 175H126V174H124V173H122ZM131 175V174H130ZM189 175V174H188ZM194 175V174H193ZM193 175H192V178H193ZM201 175V176H202ZM69 176V175H68ZM86 176H88V175H86ZM84 177V178H87V177ZM113 176V177H112ZM118 176H120V177H118ZM205 176H204V180H205ZM73 177H74V174H73ZM128 177V176H127ZM131 177V176H130ZM133 177V180L135 179L134 178V176H132ZM131 177V178H132ZM194 177H195V179L196 178H201L200 176H199V174L197 173L196 175H194ZM16 178H17V174H13V177L11 178V180H14V181H17L16 180ZM118 178H119V180L120 181H118ZM121 178V179H120ZM126 178V176L124 177V179ZM186 178L188 179L189 177H187L186 176ZM199 178H198V181H200L199 180ZM72 179V178H71ZM74 179V178H73ZM72 179V180H73ZM128 179V178H127ZM186 179V180H187ZM34 180V179H33ZM130 180H132V179H130ZM129 180V181H130ZM185 180V179H184ZM192 180H194V178L192 179ZM191 180V181H192ZM203 180V181H204ZM209 180V179H208ZM32 181V180H31ZM36 181V180H35ZM123 181V180H122ZM128 181V182H129ZM189 181V180H188ZM190 181V182H191ZM210 181V180H209ZM131 182V181H130ZM135 182H136V180H135ZM134 182V183H135ZM181 182V181H180ZM184 181H182V183H183ZM186 182V181H185ZM133 183V184H134ZM137 184H139V182H138V179H137V182H136ZM191 183H193V182H191ZM20 184V183H19ZM116 185L114 188H113V190L111 189V186H110V188H109V185ZM122 184V183H121ZM128 184H130V183H128ZM127 184V185H128ZM178 184H180V183H178ZM199 184V183H198ZM209 184V183H208ZM177 185V184H176ZM195 185V184H194ZM197 185V184H196ZM195 185V187L196 188H198V185L196 186ZM200 185V184H199ZM212 185V186H211ZM123 186H124V184H123ZM138 186V185H137ZM179 186V185H178ZM182 186H184V185H182ZM188 185H185V187H184V189L187 187ZM55 187V186H54ZM83 187H85V188H83ZM89 187H87V188H89ZM128 187H130L129 189H131V188H135V189H137L136 187H131V185H129ZM181 187V186H180ZM17 188H18V185H17ZM123 188V187H122ZM140 188V187H139ZM179 188V187H178ZM187 188H190V184H189V187H187ZM196 188H191L189 191L192 193V195H190V198H191V196H193L194 197V199L196 198V196H198L199 194H200V197H204V196H202V193H199L200 191H199V188H198V192L196 191ZM205 188V189H204ZM118 189V190H117ZM181 189V188H180ZM18 190V189H17ZM53 190H55V188H53ZM157 190H159V189H157ZM162 190V188L160 189V191ZM172 190V189H171ZM183 192H184V190H183V188L181 189ZM181 190L180 191H177L176 192V194L178 193V192H181ZM85 191H83V192H85ZM105 191H107V193L106 194H104L105 193ZM158 192V193H162V192ZM163 191V190H162ZM164 191H165V189H164ZM163 191V193L165 194V193H168V192H164ZM208 191H209V189H208ZM97 192H96V194H97ZM101 192V193H100ZM185 192H186V190H185ZM185 192H184V194H185ZM188 192V191H187ZM210 192V191H209ZM12 193V192H11ZM59 192H57V191H55L54 192V195L55 194H58ZM76 193V192H75ZM117 193V194H116ZM189 193V192H188ZM188 193H186V194H188ZM199 193V194H198ZM218 193V192H217ZM218 193V194H219ZM68 194V193H67ZM84 193H82V194H80V196H82ZM97 194V195H98ZM170 194V193H169ZM172 194V193H171ZM174 194H175V189H174ZM181 194H182V192H181ZM183 194V195H184ZM203 194H205V193H203ZM206 194H207V192H206ZM208 194H210V193H208ZM207 194V195H208ZM51 195V197H52V195H53V193H51L50 194ZM85 195H86V192H85ZM139 195V194H138ZM159 195H163V194H159ZM167 194H165V196H166ZM183 195H179V196H182V198L183 197H185V196H183ZM188 195V196H189ZM211 195V194H210ZM209 195V196H210ZM212 195H214V194H212ZM84 196V195H83ZM83 196L82 197H80V198H82L83 199ZM87 196H88V194H87ZM86 196V197H87ZM110 196V199H111V203L110 204H107V203H105V201L107 202V197H109ZM173 196V195H172ZM172 196L170 197V200H172L171 198H172ZM178 196V194L177 195H174V197H177ZM178 196V197H179ZM206 196V195H205ZM163 197V196H162ZM168 196L167 197H165L164 199H166V198H169ZM178 197H177V199H178ZM186 197H187V195H186ZM200 197H199V199H200ZM212 197H215V196H211V198ZM217 197H219V195L217 196ZM34 198H36V196L35 195H32L31 196V199H34ZM90 198V197H89ZM129 198V197H128ZM141 198V197H140ZM190 198H188V199H190ZM18 197H17V192H16V194H15V196H14V200H13V202H14V205L12 206V207H14V213H16L17 211H16V209L18 210ZM87 199V198H86ZM107 199V200H106ZM133 199V198H132ZM137 199H139V198H137ZM185 198H183V200H184ZM188 199L186 200V201H188ZM192 199V198H191ZM193 199V200H194ZM215 199V198H214ZM218 199V198H217ZM89 200V199H88ZM167 200V199H166ZM169 200V199H168ZM193 200H189V201H193ZM203 200H205V197H204V199L203 198H201L200 200H199V204H200V202H202ZM207 200H209V199H207ZM220 200V199H219ZM33 201V200H32ZM80 201V200H79ZM86 201V200H85ZM90 201V200H89ZM137 201H139V200H137ZM143 201V200H142ZM142 201H140V202H142ZM181 201V200H180ZM185 201V200H184ZM196 201H197V198H196ZM212 201H213V199H212ZM215 201H216V199H215ZM78 202V201H77ZM109 202V201H108ZM140 202H138L137 203V205L140 203ZM179 202V201H178ZM177 202V203H178ZM181 202H183V201H181ZM181 202H179L178 203V205L181 203ZM209 202V201H208ZM219 202V201H218ZM218 202H216V203H218ZM32 203H36V206H35V208H34V211L36 210L37 211V209H39V203H38V200H35V201H33ZM79 203V202H78ZM77 203V204H78ZM86 203L87 204H85L84 203V200L81 202V204H82V208L81 209H84V205L83 204H85V205H88L89 204V202L88 201H86ZM92 203V202H91ZM90 203V204H91ZM186 204H189V203H187V202H185ZM185 203H183L184 205H182V207L184 206V209H185ZM195 203V202H194ZM193 203V204H194ZM198 203V202H197ZM215 203V204H216ZM31 204V203H30ZM80 204V203H79ZM93 204V205H94ZM118 204V205H117ZM203 204V203H202ZM215 204H212V205H214V207H215ZM218 204H223L224 206H231L232 204H234V202L232 201V199L231 200H226V199H224V200H222V203H218ZM32 205V204H31ZM136 205V206H137ZM140 205V204H139ZM196 205V203L194 204V206ZM77 206H79V205H77ZM76 206V207H77ZM89 206V205H88ZM114 206V210H115V208L116 209H118L117 207H115ZM190 206H191V204H190ZM197 206V205H196ZM195 206V207H196ZM205 206L206 207H208L209 208V205H208V203L206 204V202H205ZM220 206H222V205H220ZM224 206H222V208L224 207ZM242 206H244V207H246V208H248V210H250V211H253V210H256V209H254V207H252L251 206V204H248V203H244V205L242 204ZM11 207V208H12ZM21 207V206H20ZM59 206L57 205V204H52L51 205V207L50 208H52V210L54 211V210H56L57 208H58ZM91 207V206H90ZM121 207V206H120ZM139 207V206H138ZM140 207H142V206H140ZM187 207V206H186ZM195 207H193V205H192V207L190 208L191 210H192V208L194 209ZM203 207V206H202ZM217 207V206H216ZM215 207V208H216ZM3 208H5V207H3ZM79 208V207H78ZM78 208H77V210H78ZM133 208V209H132ZM130 210H129V212L130 211H132V210H136V208H134V207H132ZM199 208H201V206H199L198 207V209ZM211 208V207H210ZM80 209V208H79ZM88 209H96V208H94V207H92V208H88ZM140 209V208H139ZM142 209H143V207H142ZM187 209H188V207H187ZM187 209H185L187 212H189V211H191V210H187ZM198 209L196 210V212L198 211ZM96 210H98V209H96ZM113 210V211H114ZM119 210H120V208L118 209V213H120V212H122V211H120L119 212ZM121 210H122V208H121ZM200 210H202V209H200ZM204 210V209H203ZM202 210V211H203ZM210 210H214V209H208V212L210 211ZM220 210H221V207H220ZM16 211V212H15ZM31 211V210H30ZM85 211V210H84ZM83 211V212H84ZM89 211V210H88ZM112 211V209H111V212L110 213H112L113 212ZM117 211V210H116ZM127 211V210H126ZM216 211V210H215ZM218 211V210H217ZM50 212V211H49ZM80 212V218H81V216H82V210H80L79 211ZM90 212V211H89ZM93 212V211H92ZM100 213V211H95V212H93V213H91V214H93L90 218H88V219H85V221H84V219H83V221H82V219H79L78 217H75L77 220H75V221H73V223L70 225V224H68V223H66L67 221H69L68 219H66L67 221L66 222H62L61 221V219L59 218V216L57 217V216H54L53 218H52V220H51V218H50V220H51V230L49 231V234H51L52 235V237H53V240H54V243H56L60 238H64L65 240H63V243L67 246L69 243H67L68 241H67V239L69 240V237H68V235H69V233H74V232H76V233H79L81 236H82V238L80 239V240H78V242H79V250L81 251V252H79V253H77L75 256H72V251H74V249L75 248H77V246H75V244L74 243H72V242H74L75 240H74V238H71V243L69 244V246H67V249H68V251L69 252H71V253H69L68 255H66V256H53V257H51V258H49L47 261L45 260V261H34L35 263H33V264H87V261L86 260H89V258H91V257H89V255H96V254H98V253H100L101 252V254H102V252H106V255H110V253H113V254H115L114 256L117 258L116 259V261H120L122 258H123V256H124V258H125V255H127V253H124V252H130V251H128L129 249H130V247L128 246V250L126 251L125 249V247H122V244H121V242H122V240H121V242L120 243H118L119 241L117 240V241H115L114 242V244H117L116 246H115V248H113L112 249V252H110V251H108V250H110V249H108V248H110V247H108V246H106V247H104V245L106 244V243H103L104 245H103V247H101V246H99L100 245V243H102V242H107V240L109 241V238H110V234L111 233H113L114 232V230L115 231H117V232H115L116 234H118V237L120 236V237H123V238H125L126 237V229L128 228V225H127V227L126 228H124L123 226L121 227V225H120V222L119 221H117V218L118 217H116V220L113 218V219H111V217H105V215L107 214V213ZM123 212H124V210H123ZM122 212V213H123ZM133 212V211H132ZM132 212H131V215H132ZM136 212V211H135ZM138 212H143V215L142 216H144V215H146L145 213H146V211H138ZM137 212V213H138ZM193 211H191L190 213H192ZM195 212V211H194ZM200 212V211H199ZM198 212V213H199ZM207 212V209L205 208V211H204V213H206ZM208 212H207V214H208ZM212 212H214V211H212ZM32 213V212H31ZM85 213V212H84ZM90 213L88 214V215H90ZM109 213V214H110ZM114 214H115V212H113ZM122 213H120L122 216H123V214ZM210 213V212H209ZM17 214V213H16ZM15 214V216L13 217L12 215V217L14 218L13 219V221H14V234H13V237L11 238V239H7L6 240V247H7V249L8 250H12V249H14V247L16 246V244H17V242H18V234H16V231H17V215ZM108 214V215H109ZM114 214L112 215V217L114 216ZM128 214V213H127ZM149 214V213H148ZM201 214H203V212L201 213ZM201 214L200 215H198V216H201ZM14 215V214H13ZM85 215H87V213H85ZM87 215V216H88ZM111 215V214H110ZM109 215V216H110ZM120 215V216H121ZM137 215H140V214H137ZM209 215V214H208ZM121 216V217H122ZM124 216H125V214H124ZM124 216L122 217V218H124ZM128 216V215H127ZM126 216V217H127ZM133 216V215H132ZM131 216V217H132ZM136 216V215H135ZM135 216H133L134 217V219H135ZM148 216V215H147ZM150 216V215H149ZM149 216H148V218H149ZM191 216V215H190ZM207 216V215H206ZM261 216V215H260ZM82 217H84V218H87V217H85L84 215L82 216ZM120 217V219L121 220H123L122 218ZM130 217V216H129ZM137 217V216H136ZM140 218H141V215L139 216ZM203 217V216H202ZM201 217V218H202ZM205 217V216H204ZM203 217V218H204ZM259 217V216H258ZM146 218V217H145ZM145 218H141L142 220H144ZM19 219V218H18ZM119 219V218H118ZM128 219V217L126 218V220ZM139 219V218H138ZM152 219H154V217L152 218ZM171 219V218H170ZM175 219H176V217L174 218V221H175ZM189 219V218H188ZM125 220V219H124ZM125 220V221H126ZM140 220V219H139ZM142 220H141V222L140 223H142ZM148 220H150V219H148ZM11 221H12V218H11ZM12 221V222H13ZM138 221V220H137ZM137 221H135L136 223H137ZM144 221H146V220H144ZM172 221V223H173V219H171L170 220V222ZM179 221V220H178ZM181 221H182V219H181ZM180 221V222H181ZM184 221H186V220H184ZM184 221L183 222H181V223H184ZM188 221V220H187ZM199 221V218H198V220H197V222ZM223 221V220H222ZM227 221H228V219H227ZM122 222V221H121ZM146 222H148V221H146ZM168 223V224H171V226L173 225L172 223ZM180 222H178L179 224H180ZM189 222H190V220H189ZM188 222V223H189ZM201 222H202V220H201ZM201 222H199V223H201ZM230 221H228L227 223H229ZM112 224L113 225V228H111L110 227V229H109V226H108V224ZM125 223V222H124ZM130 223H132L133 224V222H130ZM144 223V222H143ZM142 223V224H143ZM149 223V222H148ZM175 223L177 224V221L176 222H174V225H175ZM220 223V222H219ZM179 224H177L179 227L178 228H180V225ZM204 224H206V222H204ZM204 224H202V225H204ZM221 224H223V223H221ZM221 224H218V225H221ZM130 225V224H129ZM138 226V225H140V224H135V226ZM144 225V224H143ZM142 225V226H143ZM149 225V224H148ZM147 225V226H148ZM177 225H176V227H177ZM201 225V224H200ZM229 225V224H228ZM249 225V224H248ZM247 224H246V226H245V228L244 229H246L248 232H255V234H258V235H261V234H259V229L256 227V226H254V225H252L251 227L250 226H248ZM134 226V225H133ZM134 226V228H137V227H135ZM141 226V225H140ZM182 226H183V228H180V229H184V225L182 224ZM207 226V228L209 227L208 225H206ZM205 226V227H206ZM223 226V225H222ZM225 226V225H224ZM230 226V225H229ZM32 227L34 228L35 227V225L33 224L32 225ZM132 227V226H131ZM215 227H217V224H216V226ZM215 227H213L215 230H216V228ZM92 228V229H91ZM93 228L95 229V233H94V235L96 236V237H94V235H93V237L94 238H97L98 240L97 241H99V240H101L100 241V243H96L95 244V242H94V240L92 239V235H90V234H88V235H84L89 229H91V230H93ZM147 228V227H146ZM150 228V227H149ZM213 228H212V230H213ZM218 228H221V229H223L222 227H218ZM226 228V227H225ZM229 228V227H228ZM9 229V228H8ZM200 229V228H199ZM202 229H204V227L202 228ZM206 229V228H205ZM204 229V230H205ZM146 230V229H145ZM150 230V229H149ZM154 230H156V229H154ZM154 230H150L151 232H153ZM177 230V229H176ZM179 230V229H178ZM177 230V231H178ZM198 230V229H197ZM220 230V229H219ZM245 230V231H246ZM263 231H264V228L262 229ZM10 231V230H9ZM94 231V230H93ZM140 231V230H139ZM181 231V230H180ZM201 231V230H200ZM217 231V230H216ZM246 231V232H247ZM128 232V231H127ZM130 232H132L130 235L132 236L133 235V233H134V229H133V231L131 230ZM130 232H128V233H130ZM157 232H159V230L157 231H155V232H153V234H154V236H160L159 238H158V236L156 237L157 238V240L158 239H160V238H162L163 236L165 237V240H167L166 238H168V237H166V235H165V233L164 234H160V233H157ZM179 232V231H178ZM183 232V231H182ZM182 232L180 233L181 234V237H178V241H179V239L181 238V239H187L185 236H184V234H183V236L185 237V238H182L183 236H182ZM207 232V231H206ZM210 232L211 231H208V234H207V237H208V235L210 234ZM256 232H258V233H256ZM89 233H90V230H89ZM192 233H194V232H192ZM200 234L202 233V232H199ZM212 233V232H211ZM6 234H7V231H6ZM91 234H93V233H91ZM116 234L115 235H113L114 237L116 236ZM152 234V233H151ZM151 234H150V236H151ZM153 234H152V236H153ZM251 234V238H250V236H249V238H248V240L246 241V245H244V246H246V249H243V245L241 244V243H239L238 241H236L235 240V242H233V246L232 247H228V246H226L224 249H223V251H225V253H226V255H228V260L227 259H225V257L224 256H226V255H224V253L223 254H221L222 252H221V250L218 248V246H214V248H212L211 246L213 245L212 243H210V242H206V240L205 241H203V242H205V243H207L208 245H210V244H212L210 247H206V245L205 246H201V245H198L199 244V242L197 241V240H201V236L200 235H198V236H200V237H198V236H196L197 238H196V241L198 242V244L197 245H195L194 244V246L193 247H189V245H190V243H191V241H190V243L189 242H185L186 240H184L183 241V243H188L189 245H187V246H185V245H183V244H178V243H182V241L180 242H178L177 244H176V242H173V241H175V237H174V240H173V238L171 239L172 240V242L174 243V245H173V247L175 248V249H172V250H168V249H166V248H164L163 246H165V245H163V243H162V239H161V241L159 242V240H158V243H157V241H153V242H155V244L157 243L158 244V246H157V244L155 245V246H157L158 248H159V253L156 255V256H152V257H150L151 255H149V258L146 260V261H148V262H150V263H147V264H234V263H231L233 260H238L239 261V263L238 264H242V261H245L244 263H246V264H264V238L263 237H258V235L257 236H255L254 234L252 235V233H250ZM136 235V234H135ZM189 235H191V234H189ZM202 235V234H201ZM264 235V232H262V235L261 236H263ZM91 236V237H90ZM127 236H129V235H127ZM130 236V237H131ZM136 236H138V234L136 235ZM141 236V235H140ZM194 236V235H193ZM135 237V236H134ZM134 237H133V240H134ZM122 238V239H123ZM129 238V237H128ZM138 238V237H137ZM145 238V237H144ZM142 239V236H141V238L139 237L138 239H142V240H145V239ZM177 238V237H176ZM202 238H204V237H202ZM117 239V238H116ZM115 239V240H116ZM119 239V238H118ZM127 238H125V240H126ZM130 239H132V237L131 238H129V240ZM136 239V238H135ZM149 239H151V238H149ZM148 239V240H149ZM194 239H195V237H194ZM208 239H210V238H208ZM208 239H207V241H208ZM132 240V241H133ZM187 240H189V239H187ZM1 241H3V240H1ZM5 241V240H4ZM110 241H111V239H110ZM114 241V240H113ZM131 241V242H132ZM136 241V240H135ZM169 241V239L167 240V244H172V243H169L168 242ZM210 241L212 242V239H210ZM76 242V241H75ZM124 242H126V241H124ZM127 242H129V241H127ZM196 242V243H197ZM202 241L200 242V243H203ZM25 243V242H24ZM113 243V242H112ZM138 243H140L139 245L141 246V243H143V241L142 242H138ZM160 243H162V244H160ZM108 244H109V242H108ZM124 244H127V243H124ZM129 244V243H128ZM127 244V245H128ZM133 244V243H132ZM151 244V243H150ZM165 244V243H164ZM130 245V244H129ZM138 245V244H137ZM138 245V246H139ZM152 245V248H153V244H151ZM151 245H150V247H151ZM109 246H110V244H109ZM131 247H133V248H131V250H132V252H133V249L135 248V249H139V248H137V246L136 247H134V246H132V245H130ZM169 246V245H168ZM171 247H172V245L169 247V249H171ZM249 247H251V248H249ZM111 248H112V245H111ZM125 248V249H124ZM210 248H212V250H214L213 252H210L211 250H210ZM233 248L235 249V250H233ZM124 249V250H123ZM140 250V249H139ZM155 251V250H154ZM108 252H110L109 254H108ZM137 252V251H136ZM136 252H133L134 254L136 253ZM141 252H142V249H141ZM236 252H239L240 254H239V256H241V257H243V259L242 258H235L234 256H237V254L238 253H236ZM139 253V252H138ZM220 253V254H219ZM231 253H234V255L232 256L231 255ZM104 254V253H103ZM102 254V255H103ZM134 254H133V256H134ZM137 254V253H136ZM152 254H154V253H152ZM129 256H130V253L128 254ZM132 255V254H131ZM148 255V254H147ZM147 255H146V257H147ZM100 256V255H99ZM107 256V257H108ZM111 256V255H110ZM140 256V255H139ZM89 257V258H88ZM95 257H98V256H95ZM102 257V256H101ZM126 257H128V256H126ZM134 257H136V256H134ZM123 258V259H124ZM130 258H132V256L130 257ZM1 259V258H0ZM92 259H93V257H92ZM98 259H99V263H101L102 261H105V259H106V257H105V259H104V256H103V258H101V260H100V257H98ZM98 259H97V262H95L96 260H93V261H91V262H94L95 264L97 263V264H99L98 263ZM102 259H104V260H102ZM112 259H114V258H112ZM133 259V258H132ZM131 259V260H132ZM136 259V258H135ZM91 260V259H90ZM110 260V259H109ZM126 260H128V258H126ZM138 260V259H137ZM241 260V261H240ZM112 261V260H111ZM111 261H107V263L108 264H113V263H111ZM125 261V260H124ZM124 261H121V262H124ZM141 261V260H140ZM114 262V261H113ZM127 262H129V261H127ZM106 263V264H107ZM130 263H131V261H130ZM138 263V262H137ZM145 262L144 263H142V264H146ZM88 264H90V262L88 263ZM123 264V263H122ZM135 264V263H134Z\"/></svg>",
    "mask_w": 264,
    "mask_h": 264
}]
</instances>
